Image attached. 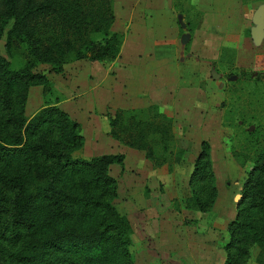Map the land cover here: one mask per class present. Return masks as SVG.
I'll return each mask as SVG.
<instances>
[{
  "label": "rangeland",
  "instance_id": "rangeland-1",
  "mask_svg": "<svg viewBox=\"0 0 264 264\" xmlns=\"http://www.w3.org/2000/svg\"><path fill=\"white\" fill-rule=\"evenodd\" d=\"M112 5L113 28L124 36L118 59L71 61L60 76L50 73L48 91L42 93L40 85L28 89L24 116L65 94L68 109L65 104L56 106L78 122L83 137L71 155L88 159L122 154V163L108 169L116 181L117 195L111 203L130 224L133 264H222L225 226L234 217L252 156L264 149V0H113ZM161 14L164 20L159 22ZM3 41L4 32L0 54L5 56ZM153 46L164 55L159 71L148 67L154 65ZM136 55L143 58L146 71L133 73V78L126 72V79L131 78L128 84L136 80L137 88L144 86L143 99L136 91L127 92L117 73L123 58ZM201 82L203 88H197L204 95L195 91ZM131 95L140 104L151 99L168 110L175 144L185 151L181 161L153 167L143 151L104 135L103 114L133 108ZM189 104L193 108L187 109ZM201 140L209 146L216 190L206 212L184 208L182 202ZM18 165L17 160L0 161V172L13 175ZM67 183L75 181L69 178ZM60 223L86 230L96 219L94 212H74ZM255 255L256 249H250L244 264H257ZM92 257L98 256L88 254L95 260Z\"/></svg>",
  "mask_w": 264,
  "mask_h": 264
},
{
  "label": "trees",
  "instance_id": "trees-1",
  "mask_svg": "<svg viewBox=\"0 0 264 264\" xmlns=\"http://www.w3.org/2000/svg\"><path fill=\"white\" fill-rule=\"evenodd\" d=\"M112 3L0 0L5 52L0 54V161L19 163L13 175L0 172V264H133L130 224L111 203L116 181L108 169L122 163V154L72 156L83 140L79 124L55 104L24 116L28 89L40 85L42 93L48 91V73H60L71 61L109 63L118 56L123 32L113 28ZM103 118L105 136L143 151L153 167L178 163L184 156L167 109L156 104L116 108ZM69 178L75 183H67ZM187 185L183 207L206 212L216 190L205 140ZM74 212H94L95 225L79 230L60 223ZM225 228L222 264H244L252 248L256 263L264 264L263 148L251 158L234 217ZM88 254L98 257L92 260Z\"/></svg>",
  "mask_w": 264,
  "mask_h": 264
},
{
  "label": "crops",
  "instance_id": "crops-1",
  "mask_svg": "<svg viewBox=\"0 0 264 264\" xmlns=\"http://www.w3.org/2000/svg\"><path fill=\"white\" fill-rule=\"evenodd\" d=\"M160 21L159 22H161L162 20H164V18L162 17V14H161V17H160ZM164 24H165V22L163 21L162 23H160L159 25L162 27L161 28V30L159 31V33H161V34H163V29H164V27H166V26H164ZM123 39H124V36H123ZM165 39H168V38H165ZM169 40V43L170 42H172L173 43V39L171 38V39H168ZM122 43H123V41H122ZM122 45V44H121ZM157 45V44H156ZM121 48V47H120ZM120 51H121V49H120ZM120 51H119V54L118 55H120ZM152 51V53H151V56L150 57H152L153 58V63H154V65L152 64V65H148V67L152 70L153 69V71H159L161 68H162V64L161 63H159L161 60H162V58L164 57V55L163 54H161V51L158 49V47H155V46H153V49L151 50ZM146 53H148V51L146 52ZM172 54V53H171ZM173 56H175L174 54H172ZM118 57V56H117ZM116 57V58H117ZM143 57V56H142ZM149 57V56H148ZM115 58V59H116ZM114 59V60H115ZM118 59V58H117ZM143 59V58H141L140 56H138V55H136V56H134V57H125V58H123V60H122V63H121V65H119V64H117L118 66H117V68H119V66H120V68L117 70L118 72V74L121 76L120 78H122V83H124L125 84V89L127 90V92H130V93H132V94H134V92L136 91L137 93H138V95H140L141 97L140 98H144L145 97V94H146V92H145V88H143L144 86L142 85L141 87H138L137 88V86H134V84L136 83V80L135 81H133V84H128L129 83V81L131 80V78H133V77H135L134 75H133V73H138V75H140V73H144L145 71H146V69H145V65H144V63H140L141 62V60ZM113 60V62H115ZM132 61V62H131ZM158 61V62H157ZM67 64V63H66ZM65 65V64H64ZM63 65V66H64ZM166 67H169V65H168V63H166ZM135 69H136V72H135ZM62 72V71H61ZM126 72H128L132 77L131 78H128V80L126 79ZM55 74V73H54ZM56 74H59V76H60V73H56ZM47 78H48V80H49V82H52V77H51V74L50 73H48L47 74ZM130 79V80H129ZM138 82H140V80H138ZM198 85H201V88H203V86H204V83L203 82H201V83H199V84H197V85H195V91L196 90H198V91H200L201 93H202V95H204V91L203 90H200V89H198L197 88V86ZM206 86H205V88H208V86L209 85H207V84H205ZM133 86L136 88V89H133ZM54 88L52 89V91L51 92H53L54 93ZM108 91H110L111 92V90H108ZM203 91V92H202ZM55 93H57V92H55ZM173 94V93H172ZM62 95V94H61ZM65 95V94H64ZM64 95H62V96H59V98H58V100H53V104H55V105H63V104H65V107H66V109H68L67 108V101H68V99H67V97L66 96H64ZM108 100H109V98H110V96H112V93H108ZM205 95H206V93H205ZM147 99H149V98H147ZM131 100H132V102H131V104H132V106H133V108H136V107H138V108H141L142 106L144 107V106H147V105H149V104H156L157 102L156 101H154V100H151V99H149L147 102H144L143 101V103H138V101H136V99L131 95ZM146 100V99H145ZM165 105V104H164ZM168 107H173V104H166ZM165 105V106H166ZM60 107V106H59ZM69 107V106H68ZM191 108H193V105L192 104H189L188 106H187V109H191ZM65 111V110H64Z\"/></svg>",
  "mask_w": 264,
  "mask_h": 264
}]
</instances>
